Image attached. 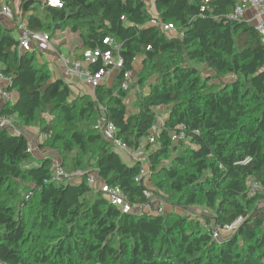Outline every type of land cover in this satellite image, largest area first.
<instances>
[{"label":"trees","instance_id":"1","mask_svg":"<svg viewBox=\"0 0 264 264\" xmlns=\"http://www.w3.org/2000/svg\"><path fill=\"white\" fill-rule=\"evenodd\" d=\"M4 1L12 13L18 2L30 31L76 35L77 59L96 47L106 51L103 40L112 38L123 63L91 95H74L42 55L18 54L15 29L0 21V73L5 90L16 94L0 114L38 129L39 149L56 153L66 173L90 170L130 205L143 204L145 184L134 181L141 163L128 166L102 134L77 127L93 118L112 123L130 150L144 145L148 185L172 211L122 213L86 175L51 182L50 160L28 154L23 136L0 129V264H264V43L246 21L227 19L238 0H58L61 8L48 0ZM152 19L173 30L163 33ZM193 64L213 76L202 79ZM135 66L125 91L123 73ZM101 68L100 59L87 66ZM226 76L235 79L207 81ZM160 109L166 117L150 144ZM181 125L186 140L174 143L170 134ZM245 158L251 162L236 164ZM248 176L262 186L254 197ZM191 207L210 216L184 215ZM238 218L237 231L220 243L201 226L223 228Z\"/></svg>","mask_w":264,"mask_h":264},{"label":"built area","instance_id":"2","mask_svg":"<svg viewBox=\"0 0 264 264\" xmlns=\"http://www.w3.org/2000/svg\"><path fill=\"white\" fill-rule=\"evenodd\" d=\"M212 1L214 0H203L205 4H208ZM47 6L61 8L62 3L58 0L56 3H53V0H48ZM248 10H253V17L246 20L245 13ZM0 19H7L13 22L15 38L17 40L18 54L38 53L40 55L50 56L60 65L62 72L66 77L74 78L82 85H85L92 90L102 83H107L112 77L113 72L122 67L123 62L118 55L120 46L112 38H105L103 40V44L109 47V49L106 51H102L100 48L96 47L93 50L84 51L81 55V59L72 60L69 57L63 55L61 52H58L56 48V46L60 45L61 43H65L68 37H76V35L72 34L71 32L57 31L54 36H51V34L47 32L30 31L27 29L25 22L22 21L18 15L17 4L14 13H12L4 0H0ZM227 19L230 21L239 22L246 21L248 24L254 27L256 32L261 37V41L264 43V0H238L234 5L230 15L227 16ZM121 20L123 21L124 17H121ZM149 25L158 26L165 34L170 33L173 30V26L171 24H160L155 19L150 20ZM59 36L63 37L58 38ZM98 59H100L105 68H101L95 72L89 71L87 66ZM135 63L136 60H134L133 65H135ZM137 68L138 66H135L133 71H126L123 73L121 89L125 91L128 90L129 86L133 83L134 72ZM0 81L7 82L1 73ZM138 93V88H135L132 92H129V96L125 103L130 105L132 101H130V99H133L135 94ZM7 102H11V95L5 90V87H0V104L4 105ZM162 122L163 118L161 116L157 117L156 122L150 128L147 139L148 143H154V136L160 130ZM0 129L7 131L9 130L11 135L23 136L26 139V152L28 154L38 159L47 158L50 160L51 182L61 183L64 185L69 181H77L86 175L88 185L102 193L107 201L111 205L117 207L122 213H129L133 215H162L167 213L168 209L170 208V206H168L161 197L154 195L151 187L148 185L150 172L145 159L141 155L143 153L142 149L144 146L141 145L136 150H130L123 142L115 137L116 128L112 123H107L106 121L100 120V126L97 128L98 132L111 143L113 151L116 152L121 157V159L123 156H127L129 158V163H126L128 166L138 162L141 163L140 173L134 181L137 183L143 181L145 184L143 195L146 199V202L143 204L130 205L119 188L110 187L106 184H100L96 174L90 170H77L72 173H66L62 168L57 154L52 151L40 150V135L35 134L34 130L29 128L18 127L15 116L0 114ZM170 140L174 143L185 141V127L181 125L176 131L172 132L170 134ZM250 162L251 158H245L243 161H240L236 164L247 165ZM246 188L249 197H254L262 191V186L258 181L255 180L253 176H248L246 178ZM260 204V206L264 208V202ZM170 211H172L171 208ZM188 211L185 212V214L187 213V216L192 218L196 217V215L191 214ZM242 221V218H238L232 223L225 225L223 228L216 227L213 222L206 224L202 221L201 226L204 231L211 236L212 240L220 243L223 239H226L235 233L242 224Z\"/></svg>","mask_w":264,"mask_h":264},{"label":"rangeland","instance_id":"3","mask_svg":"<svg viewBox=\"0 0 264 264\" xmlns=\"http://www.w3.org/2000/svg\"><path fill=\"white\" fill-rule=\"evenodd\" d=\"M40 14V13H39ZM41 15V14H40ZM14 35V34H13ZM61 37H63V36H59L58 38H61ZM75 39V36H73L72 38H67V41L65 42V43H62V44H60L59 46H58V49H59V51L63 54V55H65V56H67L68 55V47H67V45H66V43L67 44H69L71 47H74V45L76 46V42L78 43V40L76 41V39ZM193 66L199 71V73H200V76H201V78L202 79H206V78H209V77H212L213 76V73L204 65V64H193ZM234 77L233 76H226V77H224L222 80H217V79H215V78H212V79H208L207 81L209 82V83H212V84H217L218 86H225V85H229V84H231L233 81H234ZM81 84V83H80ZM82 85V84H81ZM73 86L75 87V89H73L72 91V93L74 94V95H78V94H80V93H84V94H86V95H90L89 93H90V89L88 90V87L87 86H85V85H82L83 86V88H85V89H83V90H80L77 86H76V84L74 83L73 84ZM159 113L161 114V117L162 118H164V117H166V111H163L162 109H160L159 110ZM100 126V120L98 119H91L90 120V122L89 123H85V124H78L77 125V127H79V128H82V127H84V128H94L96 131H98V127ZM34 132H35V134H39V130L38 129H34ZM8 133L11 135V132L8 130ZM144 146V145H143ZM181 149H182V147H180L178 150H177V152H180L181 151ZM142 151H143V153L141 154L142 155V157L145 159V157L147 156V152L144 150V148L142 149ZM176 152V153H177ZM34 165H36V163H34ZM151 181V180H150ZM151 183V182H150ZM149 187H152V185L151 184H149ZM23 195V194H22ZM171 208V207H170ZM170 208L168 209V212L170 211ZM175 212L177 213V214H183V212L184 211H182L181 209H175ZM189 213H191V214H194V215H196V217H199L200 215H207V216H210V212L209 211H207V210H205L204 208H202V207H191L190 209H189V211H188ZM184 215H187V213L186 214H184Z\"/></svg>","mask_w":264,"mask_h":264},{"label":"crops","instance_id":"4","mask_svg":"<svg viewBox=\"0 0 264 264\" xmlns=\"http://www.w3.org/2000/svg\"><path fill=\"white\" fill-rule=\"evenodd\" d=\"M15 4L18 5V2L15 1ZM251 17H253V10H248L246 13H245V19L248 20L250 19ZM0 21L3 23V25L7 26L8 28H13V22L7 20V19H0ZM73 36H70L69 38H72ZM76 41H77V38L75 37ZM74 39V40H75ZM62 44V43H61ZM78 43L76 42V45ZM67 47H68V55L67 57H69L70 59L72 60H76L77 59V55H78V50H76V46L74 45V47H71L69 44H67ZM59 46V45H58ZM58 46H56L58 52L59 49H58ZM43 57L41 58L42 62L46 63L48 69L50 70L51 72V75L53 78H62L63 80L66 81V83L69 84L70 86V89L71 91L73 89H75V87L73 86V84L75 83L76 86L80 89V90H83L85 88H83V86L80 84L79 81H77L76 79L74 78H69V77H66L63 72H62V69L60 67V65L53 59L51 58L50 56H44L42 55ZM7 85V82L6 81H0V87H5ZM90 88L88 87V90ZM76 90V89H75ZM74 91V90H73ZM72 91V92H73ZM92 89H90V95L92 94ZM80 94H84V93H80ZM11 95V102L13 103L15 100H16V94L15 93H10ZM132 100V98L130 99V101ZM3 104H0V108L2 107ZM122 161L126 164V163H129V158L127 156H123L122 157Z\"/></svg>","mask_w":264,"mask_h":264},{"label":"snow or ice","instance_id":"5","mask_svg":"<svg viewBox=\"0 0 264 264\" xmlns=\"http://www.w3.org/2000/svg\"><path fill=\"white\" fill-rule=\"evenodd\" d=\"M57 2V0H53V3H56Z\"/></svg>","mask_w":264,"mask_h":264}]
</instances>
